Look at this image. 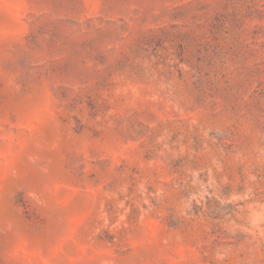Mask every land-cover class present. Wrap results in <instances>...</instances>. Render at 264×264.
<instances>
[{
	"label": "rangeland",
	"instance_id": "rangeland-1",
	"mask_svg": "<svg viewBox=\"0 0 264 264\" xmlns=\"http://www.w3.org/2000/svg\"><path fill=\"white\" fill-rule=\"evenodd\" d=\"M0 264H264V0H0Z\"/></svg>",
	"mask_w": 264,
	"mask_h": 264
}]
</instances>
